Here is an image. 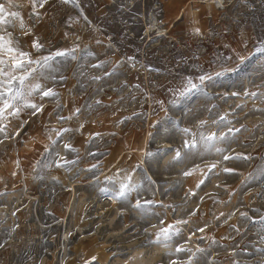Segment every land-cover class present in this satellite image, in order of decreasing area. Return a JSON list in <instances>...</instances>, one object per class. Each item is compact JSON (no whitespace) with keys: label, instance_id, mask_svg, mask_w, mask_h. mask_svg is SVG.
I'll return each mask as SVG.
<instances>
[{"label":"rangeland","instance_id":"rangeland-1","mask_svg":"<svg viewBox=\"0 0 264 264\" xmlns=\"http://www.w3.org/2000/svg\"><path fill=\"white\" fill-rule=\"evenodd\" d=\"M15 2L25 28L0 35L25 51L38 40L36 55L78 47L75 60L57 58L55 81H41L58 93L33 97L43 111L0 119L9 137L0 133V264H264V0H226L223 11L202 0H47L36 14L31 0ZM151 15L159 23L145 37ZM203 74L213 77L207 95H176ZM229 128L240 131L213 141L223 154L198 145L173 161L169 149L193 133ZM237 154L248 158L223 160ZM60 157L76 163L56 167ZM196 165L203 172L183 175ZM129 174L139 194L116 199L106 178ZM137 199L152 203L135 209ZM169 224L179 235L165 247L157 233Z\"/></svg>","mask_w":264,"mask_h":264},{"label":"snow or ice","instance_id":"snow-or-ice-1","mask_svg":"<svg viewBox=\"0 0 264 264\" xmlns=\"http://www.w3.org/2000/svg\"><path fill=\"white\" fill-rule=\"evenodd\" d=\"M47 3V0H31L32 13L36 14L37 5L42 8L44 4ZM23 4H18L15 0H6L5 3H0V26L8 25L11 27H15L16 23L19 22V26L21 29L25 28V23L20 11H12L13 8H22ZM31 28L27 29L25 33L30 34ZM196 32H199V29H196ZM8 38L6 39L4 35H0V119H6L8 116L18 118L21 113H23L26 109L31 110V115L35 116L41 111H43L44 105L37 104L34 102L33 97L39 96L41 100L44 98H53L57 97L58 93L51 87H45L41 81L51 79L53 81L56 80V77L53 73L60 71V61L57 58H62L63 60L67 59H76V47L71 49H58L55 52H50L47 55H36V53H40L43 49V45L39 43L38 40H33L30 47L34 51H25L23 50L18 43H15L11 38V33H8ZM79 39V37H77ZM99 43V41H98ZM258 51L264 53V48L258 49ZM91 55V53H89ZM241 62H243V57L240 58ZM104 62L101 61L98 64L92 65L93 68H101L103 67ZM222 73L217 72L216 76L219 77ZM95 79H100V77H94ZM60 80H64L65 77L62 75L59 77ZM199 83L194 82L192 77H187L183 81V85L180 89L177 90L176 95L179 98H185L193 93H200L207 95L204 91V84L206 80H212V75L203 74L198 78ZM247 95L256 96V92L248 93L245 91L244 93ZM233 96L238 95V93H232ZM175 104L176 101H173ZM76 113H79V109L76 110ZM70 118V117H69ZM60 119H64L60 117ZM220 121H224V117H220ZM24 123H27L25 121ZM205 121H200V124H205ZM213 123H218V121H213ZM230 123V122H228ZM83 127V125H81ZM7 125L0 124V133H3L4 139H8V134L6 132ZM79 129H76L78 131ZM64 132L70 131V129H63ZM185 135H188L191 132V129L184 128L181 129ZM240 129L233 130L232 128L228 129L227 133H221L219 136L216 133H211L207 136L201 135L197 139L196 135L192 134V139H184L180 145V147L175 149H169L170 151H174L175 155L173 156V161H182L187 159L190 156L198 154V145H203L205 150L211 145L217 153L223 154L225 149L216 147L213 144V141H223L228 142L230 140V135L234 132H239ZM19 134L18 132L16 133ZM59 136L60 133L58 132ZM0 143H3V140H0ZM64 149L66 152H76L77 150L70 144L65 143ZM147 157H151L154 155L153 153H146ZM248 157L242 156L241 154H237L235 156L231 155H223L224 161H229L232 159H247ZM56 167H62L65 165H71L76 163L75 160H68L64 157H60L54 161ZM216 163L211 164L208 167L207 172L204 173L205 179H207L208 173L212 172L213 169L216 168ZM97 165L93 164L92 168H96ZM91 170V169H90ZM122 171V170H121ZM200 171L203 172V169H200L199 165H196L193 168L188 169L183 173L184 176H191L193 173ZM223 171L225 173H232L234 170L230 168H224ZM262 177H264V172L261 173ZM109 183L118 185V187H114L115 198L119 200L129 201L130 197L133 193L139 194V188L141 185L132 182L131 174L125 176L123 179H116L114 177L106 178ZM205 179H200L197 183L196 187L199 188L201 185L205 183ZM107 191L108 189H102ZM203 199V198H201ZM151 201H144L142 204L139 199L135 201L131 206L135 209L143 210L145 204H150ZM195 215V213H193ZM223 215V213H221ZM245 215V214H241ZM231 217H229L230 219ZM227 222V221H225ZM163 220H160V224H164ZM177 223H180L179 221ZM184 223H187L184 221ZM264 224V221H261ZM152 227H156V225H152ZM204 228H199L197 231L204 232ZM147 231V229H145ZM179 231L175 229L174 225H167L166 227H162L159 229L157 233L158 240H162L165 244V247L168 246V242L173 239L174 236H178ZM191 239V237H189ZM3 247V245H0ZM190 251L186 249L181 244H177L175 248V253H183ZM204 249H197V252L204 253ZM172 264H177V261H173ZM189 264H193L191 258H189Z\"/></svg>","mask_w":264,"mask_h":264},{"label":"bare ground","instance_id":"bare-ground-1","mask_svg":"<svg viewBox=\"0 0 264 264\" xmlns=\"http://www.w3.org/2000/svg\"><path fill=\"white\" fill-rule=\"evenodd\" d=\"M202 3L207 4L208 7H211L210 5H212V4H215V6H216L215 0H202ZM191 12H193L192 14H194L193 18L198 19L197 13L199 11H191ZM183 13H184V11H181L179 14H177L176 19H174V20L177 21V20L181 19L183 17ZM151 16H152V20H151L152 23L150 25H147V29L145 30V34H144L145 37H147V36L151 37V32L153 30H155L156 26H158L157 24L159 23L158 20L156 19V16H153V15H151ZM159 35L161 36L162 34H159Z\"/></svg>","mask_w":264,"mask_h":264},{"label":"built area","instance_id":"built-area-1","mask_svg":"<svg viewBox=\"0 0 264 264\" xmlns=\"http://www.w3.org/2000/svg\"><path fill=\"white\" fill-rule=\"evenodd\" d=\"M215 3L218 10L223 11L227 7L226 0H215Z\"/></svg>","mask_w":264,"mask_h":264}]
</instances>
